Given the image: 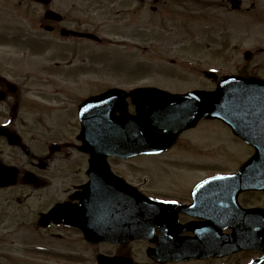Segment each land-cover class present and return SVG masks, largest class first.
Here are the masks:
<instances>
[{"label":"flooded vegetation","instance_id":"flooded-vegetation-1","mask_svg":"<svg viewBox=\"0 0 264 264\" xmlns=\"http://www.w3.org/2000/svg\"><path fill=\"white\" fill-rule=\"evenodd\" d=\"M247 1L237 0L235 9L232 0H9L14 8L13 27L0 40L11 39L13 45H139L130 41H145L146 33L171 20L172 14H180L189 24L203 22L205 28L224 21L241 27L243 14L257 23V5L252 1L246 9ZM212 7L223 9L228 18L222 20L205 12ZM230 25L223 26V31H235ZM258 68H254L255 74L264 78ZM72 75L84 81L82 74ZM39 79H44L37 90L42 93L50 80ZM26 87L0 72V127L20 135L16 144L0 137V174L15 183L0 186V264H264L263 250H227L221 244L231 233L226 225L237 219L241 208L264 209V192L244 191L225 200L223 187L209 185L194 193L201 183L226 171L158 170L148 177L144 174L148 156H108L107 168L124 181L114 176L111 179L108 169L95 170V185L86 191L91 157L80 150L83 142L78 106L112 87L81 98L75 113L59 118L64 124L63 120L71 121L75 114L74 135L66 139L57 134L49 141H42L33 132L44 128L40 113L48 112V106L42 110ZM127 103L129 112L135 113L131 99ZM187 133L170 150L176 151L173 163L183 161L186 155L189 143L183 139ZM138 173L143 177L134 179ZM25 176L31 179L29 184L21 183ZM124 182L159 202L156 220L167 226L132 241L127 240L129 235L123 228L103 240L100 233L111 227L107 221L99 222L98 217L108 218L110 207H130L131 189ZM89 201L101 209L91 214L79 211ZM52 211V218L44 217Z\"/></svg>","mask_w":264,"mask_h":264},{"label":"rangeland","instance_id":"rangeland-1","mask_svg":"<svg viewBox=\"0 0 264 264\" xmlns=\"http://www.w3.org/2000/svg\"><path fill=\"white\" fill-rule=\"evenodd\" d=\"M252 1L257 5V23L243 14L241 27L218 20L215 27L205 28L203 22L189 24L180 14L171 13L169 16L174 17L154 32H147L145 41H130L139 45H13L11 39L0 41V72L25 83L31 91L28 95L42 110L48 106V112L40 113L44 128L33 130L41 135L39 139H54L57 134L69 139L75 133V114L71 121L63 120L64 124L59 118L65 113H75L79 100L89 92L112 86L128 89L157 86L171 92L214 89L215 83L201 73L204 70L255 74L258 65L256 70L264 74V0H248L246 9ZM13 9L9 0H0V37L11 33ZM205 12L222 20L228 18L221 8L212 7ZM229 25L235 31L229 28L223 31V26ZM246 51L252 52L249 60L245 59ZM56 61L61 63L59 67L54 65ZM70 74H82L84 81ZM42 77L50 80V86L39 93L37 90L44 83V79H39ZM201 123L183 139L184 143H191L183 163H191L189 167L194 170H237L252 150L219 121ZM171 156L172 153L158 163L152 161L162 157L147 159L146 174L152 176L153 170L186 169L173 163L171 159L175 157ZM141 175L138 173L134 179Z\"/></svg>","mask_w":264,"mask_h":264},{"label":"water","instance_id":"water-1","mask_svg":"<svg viewBox=\"0 0 264 264\" xmlns=\"http://www.w3.org/2000/svg\"><path fill=\"white\" fill-rule=\"evenodd\" d=\"M116 91V90H115ZM148 90H139L145 92ZM158 98L162 102L153 104L148 110L138 107L139 116L131 121H140L144 115L150 121L143 125V135L146 138L142 145V152L155 153L169 148L173 144L176 136L185 129L194 127L200 119H219L226 123L236 136L252 145L256 152L253 157L244 164L236 176L226 178L227 181L241 180L246 178L254 179L255 187L264 190V81L250 78L245 79L237 76L223 77L216 91H199L187 95H171L163 91H158ZM135 97V95H132ZM113 97L112 92L94 100ZM164 103V104H163ZM158 106V107H157ZM118 107L113 108L116 110ZM162 108H165L164 111ZM184 115L185 118L163 117V123L156 121L161 114ZM179 124V125H177ZM182 126L177 128V126ZM178 130V131H177ZM106 147V146H105ZM111 152L122 153L124 150H138L137 145L123 146L121 144H109ZM85 150L91 154L104 152L101 145L98 149L87 144ZM98 152L96 154H98ZM137 152V151H136ZM245 171V172H244ZM247 171V173H246ZM244 172V173H243ZM250 174V175H247ZM255 185V186H256ZM132 224H136L140 217L131 216ZM133 218L135 220H133ZM135 224L133 226H135ZM258 228V239L246 241L243 247L264 248L263 224ZM245 233V231H240Z\"/></svg>","mask_w":264,"mask_h":264}]
</instances>
